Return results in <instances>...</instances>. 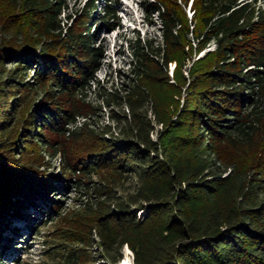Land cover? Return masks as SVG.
Wrapping results in <instances>:
<instances>
[{
    "label": "trees",
    "instance_id": "obj_1",
    "mask_svg": "<svg viewBox=\"0 0 264 264\" xmlns=\"http://www.w3.org/2000/svg\"><path fill=\"white\" fill-rule=\"evenodd\" d=\"M98 1L87 0L72 13L66 0H19V10L7 17V26L17 25L16 32L22 29L25 44L7 43L0 49V57L15 64L6 77L9 87L0 101V139L9 129L11 110L21 101L17 92H37L40 97L34 101L29 118L23 120L28 126L26 137L10 145L0 140L4 143L0 146V242L10 219L21 216L30 204L49 206L51 216L63 215L66 205L53 194L55 181L60 179L57 185L83 189L86 197L80 204L84 212H75L69 220L61 217L73 222L72 226L60 222L48 232L43 259H21L16 264H85L81 261L85 249L80 244L87 242L100 245L111 264L123 259L126 244L137 250L136 264H172L166 257L165 225L144 234L136 246L132 237L138 234L140 238L153 213L173 208L181 215L172 216L170 225L178 224L183 235L193 236L181 248L185 246L196 263L264 264V200L260 199L264 184L253 183L254 177L245 179L240 173L231 174V178L221 175V164L231 146L253 150L264 175V6L258 5V0H193L189 17L190 0L149 1L148 10L160 18L162 39L137 34L130 41V67L120 71L117 86L108 79L102 82L96 75L102 67L105 45L101 40L96 44L95 30L101 20L105 26L114 25L107 19L117 15L110 2L104 7L105 16L97 18ZM66 10L65 21L61 15ZM212 42L214 49L192 65L197 67V75L210 73L211 87L200 90L197 99L194 94L196 104L188 109L190 122L172 120L179 130L185 129V123L198 128L196 136H179L186 146L193 142L192 156L176 164L168 158L166 145L163 147L164 134L158 140L151 137L155 125L149 111H154L158 122L164 120L150 87L160 83L164 75V83H170L167 72L173 60H177L176 82L178 76L185 80L187 57ZM192 67L189 77H195ZM28 74L33 81H28ZM110 83L113 86L109 87ZM94 89L97 107L90 97ZM101 102L110 107L113 124H100ZM114 132L120 136L114 138ZM16 151L21 158L16 157ZM26 155L37 160L22 159ZM45 156L59 158L60 173L37 167V161L49 165L48 161L41 163ZM116 161L120 172L137 176L144 185H150L151 179L165 178L178 179L184 186L179 185L170 205L161 199L160 191H152L154 198L149 200L155 201L146 207L143 218L132 208L137 199L93 179L100 169L111 168ZM260 178L264 180L262 175ZM233 191L243 197L257 194L258 202H242L233 213L225 212L219 197ZM205 197L211 203L201 217L186 215L191 202ZM89 217L95 221L93 227L87 223ZM47 222L44 219L39 224L33 217L27 225L37 236ZM4 248H0V264L6 263ZM51 258L58 262H50Z\"/></svg>",
    "mask_w": 264,
    "mask_h": 264
},
{
    "label": "rangeland",
    "instance_id": "obj_2",
    "mask_svg": "<svg viewBox=\"0 0 264 264\" xmlns=\"http://www.w3.org/2000/svg\"><path fill=\"white\" fill-rule=\"evenodd\" d=\"M66 1L69 10L72 11V13L75 11L76 7L81 8L87 2V0ZM149 1L152 0L98 1L97 9L95 11V16L97 18H99L100 16H105L103 12L104 7H106V4L110 2H113V6L115 7L117 13L116 19H107V21L114 22V25L105 26L103 25L104 21L101 20V25L99 24L95 30V41L97 40L96 44L101 40L105 45V57H103L102 59V67L96 73L98 79H100L102 82L108 79L109 82H114V84H117V86L121 83L119 73L120 71H127L130 67V60H132L130 41L132 39H135L137 34H140L142 38L152 36L158 40L162 39L160 18L156 13H151L148 10L147 5ZM192 1L193 0H190L187 8V14L189 17H192L193 14ZM257 4L264 6V0H258ZM19 6V0H0V49L3 46L5 47L7 43H17L19 46L25 44L23 42L22 35H20L22 29L16 32L17 25H6L8 24L7 17L10 12L18 11ZM67 13L68 10L64 11L61 15L63 20L65 21L67 20ZM70 23L71 22H69V24ZM91 29L94 31L93 28ZM214 47L215 45L212 42L206 49L200 51L195 49L192 53V56L187 57L186 64H183V72L186 76L185 80L178 76L179 79L178 82H176L177 76L174 72L177 66V60H173L172 62H170L167 72L169 75L170 83H164V75V78L161 79L160 83L153 84L150 87V91L157 102L160 117H162L164 120V122H158L154 119V111H149V116L153 118V123L155 125V130L154 132H152L151 137L155 140H158V138H160V134H164L162 138L164 142L163 147H165L166 145L168 149L167 156L169 159H172L173 163H183L187 159V157L192 156V148L190 145H192L193 142H190L188 146H186L182 143V140L179 136L188 134L192 137L196 136L198 128L190 126L189 123H185V129L179 130L176 129L177 125L175 123H172V120H174L175 118H182L185 121L188 120V122H190V112H188V109L194 107V105L196 104L194 100V94H196L197 99L198 96H200V94L198 93L200 90L211 87L209 80L210 73L202 72L204 70L203 69L201 71L202 73L197 75V67H192V65L196 60L202 58L207 51L214 49ZM187 49L188 46H186V50ZM14 65L15 64H13L10 59L0 57V101H3L5 90L9 87L6 84V77L11 69L14 68ZM191 67L193 73L195 74V77H189L188 71ZM30 73L32 75L33 70ZM28 75V81H33L32 76L30 74ZM108 86L111 87L113 85L110 83L108 84ZM95 94H97V89H94L90 93V97L94 100V104L97 107V104L99 102L98 100H96ZM17 97H19L21 101H19L17 105H15V107L11 110L12 112L9 115V129L5 132L4 137H2L4 141L0 139L5 144L8 143V145L12 144L15 140H22L24 137H26V132H28L26 130L28 126L23 122V120L29 118V112L32 110V106H34V101H37L40 95L37 92H30L29 94H27V92L19 90L17 92ZM10 102H14V99L10 100ZM109 111L110 107L102 103V112L99 118V122L101 125L106 123L113 124V122L109 118ZM95 120L96 118L94 119V121ZM165 133H168L169 135L165 137ZM105 136L107 137L108 135L106 134ZM112 136L115 138L119 137L120 135H118L117 132H114V135ZM3 142H1L0 146L4 144ZM19 151H16L17 155L15 154L18 159L21 158V153ZM225 155L229 158L224 157L225 159L221 164L223 170V173H221V175H223L224 177L230 176L231 178V174L235 176L237 173H240L241 176L245 179H249L251 176L252 178L254 177L252 180L253 183L262 185L264 184V180H260L261 175L262 177H264V175L261 174V172L263 171L257 166L258 157L255 156L253 150H250L247 147L236 149L231 146L230 150L226 152ZM26 157L29 161L37 160L35 158H29L27 155L23 156L22 159ZM44 161L45 163L48 161L49 165H39V161H37L36 164L39 169L46 170L50 173H60L59 158L53 159L49 156H45L43 162L41 163H44ZM22 162L24 161L22 160ZM115 163V166L113 165L111 168L100 169L98 173L93 177L94 181L96 180L98 182L101 181L104 183H108L112 186H115L118 189L119 194H124L129 199H137V204L132 205V208L136 210L138 216H142L143 218L146 216V207L149 206L150 203L155 201L149 200V198H154L152 197L153 194H151L152 191H154L155 189L160 191L161 199L166 200V204L170 205L173 204L172 200L176 197L179 185H181V187L184 186V182H180L178 181V179L169 181L165 178L163 180L151 179L149 180L150 185H144L137 176L126 174L125 172H120L121 167L118 166V161H116ZM172 170L173 168L170 166L169 171L171 174H173ZM170 173L168 172L169 175H171ZM63 178L64 176L62 177V179ZM60 182V179L55 181V185L53 186V194L56 193V195L54 194L55 197L61 199L66 205L65 211L63 212V215L61 217H67L69 220L73 218L75 212H84L80 202L83 201L86 196H83V189L79 188L75 190L74 187L57 185ZM256 190L260 191L261 188L259 187ZM256 195L248 194L246 197H243L240 192H234L233 194L225 193L219 197V205L220 208L225 212L227 210L232 212L233 210H237L244 202H249L250 205L256 204L258 202V200H255L257 199ZM44 198L48 199L46 196ZM246 198H248L249 200H245ZM260 199L264 200V194H261ZM38 202H40V199L36 200V204ZM210 203L211 201L206 197L202 200H198L193 203L191 202L186 208V215H188L189 217L191 215H198L199 217H201L203 215V211H207ZM48 207L44 208L34 204H30L28 209H26V211L23 212L21 216L18 215L19 218L18 216H16L10 219L11 225L5 228V234L0 242V248L7 247L6 264H8V262L9 264H16L17 261L21 259H43L46 254L45 250L47 249L44 240L47 237L48 232L55 228L60 222H66V224L72 226L73 222L71 223V221H63L61 217L57 218L55 216H51L52 211L50 213L47 211H50L52 209ZM179 215H181L180 211L176 210L175 208H173L172 210H168V212L164 210H158L157 212L153 213V219L147 222V224L144 226L140 238L138 234L133 235V243L136 246L139 241H142L144 234L150 233L158 225L163 228L165 225V236L167 237L166 257L169 258L172 264H198L195 262L194 258L191 257V255L186 251L185 246L184 248H181L185 243L191 242L193 236L183 235L180 230V225L178 224L174 225V227L170 225L172 216L178 217ZM33 217L36 218L39 224H41L44 219L48 221L45 226L41 227L39 233H37V236L31 233V230H29L30 228H28L27 225L29 219L31 220L33 219ZM87 223L91 227L96 225L95 221L90 219V217L87 218ZM76 224L77 223H74L75 226ZM93 237L96 241L99 240L96 234H94ZM76 244L80 243L77 242ZM89 244L90 242H87V244H80V247L85 249L81 257L82 260L80 259L83 263L111 264L109 260L105 258V255H103L100 245L94 243L93 246H90ZM122 252L124 254V257L118 262V264H136V260L138 258L137 250H134L132 246L126 244ZM50 260V262H58V259L51 258Z\"/></svg>",
    "mask_w": 264,
    "mask_h": 264
},
{
    "label": "bare ground",
    "instance_id": "obj_3",
    "mask_svg": "<svg viewBox=\"0 0 264 264\" xmlns=\"http://www.w3.org/2000/svg\"><path fill=\"white\" fill-rule=\"evenodd\" d=\"M18 218H19V216H18ZM18 218H17V219H18ZM10 223H11V222H10Z\"/></svg>",
    "mask_w": 264,
    "mask_h": 264
}]
</instances>
